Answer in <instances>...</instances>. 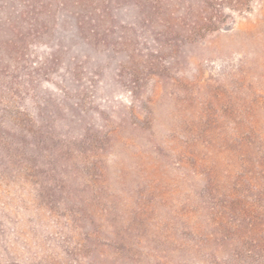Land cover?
Wrapping results in <instances>:
<instances>
[{
  "label": "rangeland",
  "instance_id": "obj_1",
  "mask_svg": "<svg viewBox=\"0 0 264 264\" xmlns=\"http://www.w3.org/2000/svg\"><path fill=\"white\" fill-rule=\"evenodd\" d=\"M62 1L0 0V66L9 71H0V110L11 101L43 135L34 154L26 135L23 158L0 148V264H186L172 241L192 237L182 217L189 183L175 156L188 146L223 160L248 127L264 125V3L183 47L174 64L155 53L171 68L160 92L150 78L132 95L128 53L136 40L138 49L156 46L149 30L130 25L137 10L115 5L99 45L78 28V6ZM63 143L89 160L55 157ZM193 183L198 199L204 177ZM76 206L87 215L75 218ZM90 217L102 226L105 256L83 246Z\"/></svg>",
  "mask_w": 264,
  "mask_h": 264
},
{
  "label": "trees",
  "instance_id": "obj_2",
  "mask_svg": "<svg viewBox=\"0 0 264 264\" xmlns=\"http://www.w3.org/2000/svg\"><path fill=\"white\" fill-rule=\"evenodd\" d=\"M72 2L80 9L76 12L78 28L86 38L99 45L107 42L103 35L114 26L115 5L118 8L131 6L137 10V20L130 25L149 30L156 46L153 49L145 47V50H142L137 48L141 45L140 42L136 40V44H133L135 45L133 50L128 53V65H125L130 71L132 83L130 92L132 95L138 93L146 80L154 78L156 83L153 94L157 95L164 75L171 68L159 62L155 53L164 56L170 53L173 61L169 62V65L174 64L183 47L206 40L222 30L232 29L235 15L253 12L256 5L263 4L264 0H72ZM62 3L68 5L69 0H63ZM122 39H124L122 44L126 46L133 41L128 37ZM0 71H3L2 75L9 73L7 67L3 66H0ZM236 78L238 91L242 88L239 82L243 77ZM10 83V90H13L15 84L18 85L15 79ZM259 100L264 104V96H259ZM6 104L7 108L0 110V148L7 156L14 159L23 158L25 137L29 134L34 139L35 149L30 151L34 154L40 147L39 131L28 127L33 121L27 118L26 112L12 109L11 101ZM136 118L135 123L138 125L142 119L139 116ZM5 128H10L12 132ZM237 130L240 131V128ZM40 134L43 137L42 133ZM244 135V138L233 147L225 148L231 155L224 156L220 161L209 159L208 156H196L188 146L175 156L176 164L183 170V180L189 183L193 190L196 189L193 182L199 176H203L205 181L202 192H197L198 199L192 197L193 193L189 186L186 188L188 194L185 208L182 209V217L185 218V230H190L192 237L183 241L172 240L176 244L174 247L185 254L186 264H190V260H197L196 264H264V125L250 126ZM48 137L52 138L51 135ZM55 151V157L65 163L79 159L89 160L88 156H74V150L69 143H63ZM100 171L101 173H97L92 179L94 183L103 177V170ZM97 195L101 196L100 193ZM79 201L86 203L87 199ZM73 212L75 218L81 214L87 215L81 206H76ZM90 221L93 228L86 234L87 244L83 246L90 248L93 254L105 256L103 248L107 244L103 242L102 226L91 217Z\"/></svg>",
  "mask_w": 264,
  "mask_h": 264
}]
</instances>
